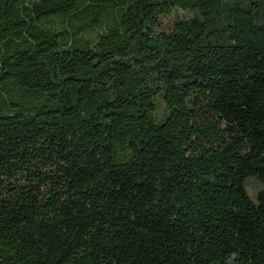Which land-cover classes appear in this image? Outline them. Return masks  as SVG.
<instances>
[{
	"label": "trees",
	"instance_id": "trees-1",
	"mask_svg": "<svg viewBox=\"0 0 264 264\" xmlns=\"http://www.w3.org/2000/svg\"><path fill=\"white\" fill-rule=\"evenodd\" d=\"M0 264H264V0H0Z\"/></svg>",
	"mask_w": 264,
	"mask_h": 264
}]
</instances>
